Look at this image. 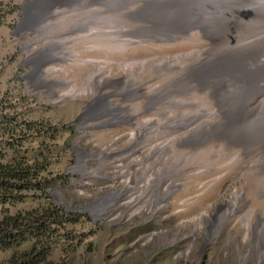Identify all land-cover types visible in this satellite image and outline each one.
Segmentation results:
<instances>
[{
  "label": "rangeland",
  "instance_id": "374dc122",
  "mask_svg": "<svg viewBox=\"0 0 264 264\" xmlns=\"http://www.w3.org/2000/svg\"><path fill=\"white\" fill-rule=\"evenodd\" d=\"M88 1L56 0L37 16L43 23L23 25V7L29 0H0V94L27 92L33 98L30 118L65 130L61 143L66 147L57 148L50 170L67 175L68 184L56 187L50 197L57 207L81 218L67 229L74 237L84 236L81 242L58 240L50 260L264 264V238L259 235L264 224V171L253 164L264 166V158L211 136L222 135L214 126L225 128V105L233 95H226L220 109L212 99L222 96L212 93V84L202 88L196 81H183L192 55L213 44L212 27L202 22L207 3L177 2L178 9L170 15L163 3L139 1L133 8L149 10L148 21L130 20L129 29L114 21L85 28L84 11L72 10ZM95 1L92 9H106L104 0ZM152 16L159 18L154 25ZM166 16L170 18L162 22ZM123 27L128 33L118 31ZM168 28L191 29L169 38ZM107 30L115 33L106 35ZM49 38L59 42L50 44ZM59 48V56L52 57ZM33 61L38 77L29 74ZM102 78L108 82L104 87L98 83ZM97 105L100 109L92 113ZM119 107L135 115L129 125L109 122L93 128L94 119L114 108L118 117ZM84 112L82 125L87 120L90 127L80 126ZM261 114L254 122L237 116L235 135L251 131L264 136ZM137 128L145 130L136 132L138 140ZM32 206L26 203L9 211ZM2 210L0 205V218ZM9 253L1 252L0 261Z\"/></svg>",
  "mask_w": 264,
  "mask_h": 264
},
{
  "label": "bare ground",
  "instance_id": "6f19581e",
  "mask_svg": "<svg viewBox=\"0 0 264 264\" xmlns=\"http://www.w3.org/2000/svg\"><path fill=\"white\" fill-rule=\"evenodd\" d=\"M139 1L147 5L163 3L168 12L173 10L174 7H178L176 5L177 2L182 4L188 0H153L152 3L147 0H104L102 5L106 9L100 11L92 9L96 1L89 0L88 2L81 3V7L74 8L72 11H84L83 13L86 16L83 18L82 24L84 27L86 26L85 28L89 24L98 23V21L100 23H112L114 21L119 25L123 24L126 26L130 20H134L133 22H136L135 24H143L148 21L147 16L149 10L145 11V7H136L134 9L132 4ZM191 2L201 5L205 2L207 3V10H205L206 12L202 17V22L212 27L214 34L211 42L213 44L207 48L197 50L192 55L193 63L189 68L187 78H183V81H196L202 88L209 87V84H212V93H218L222 96L220 100L217 97L212 99L214 104L217 107L219 106L220 109H223L221 106L223 107L225 105L226 95H233L234 100L225 105V108L229 111L228 122L225 128H220V125L216 123V126H214L215 131L221 132L222 135L214 134L211 136L224 140L228 144L239 145L245 151L251 153L256 152L257 157L264 158V136L257 137L255 135L256 133L251 131L246 132L241 137L236 136L234 133L237 116L245 117L246 120L254 122L264 112V0H191ZM201 8L203 9L204 5ZM108 12L110 13L109 15ZM170 13L174 15V11H170L168 14ZM169 18L168 16L162 17L161 21L165 22ZM156 20H159V18L153 17L150 23L154 25ZM128 27H123L118 31L128 33L129 29H132L130 27L128 29ZM132 27L134 28V26ZM190 29L168 28L166 37L170 38L179 35L182 37V34H188ZM91 33L94 35L95 32L92 31ZM105 33L106 35H112L115 32L107 30ZM54 37L55 35L52 38ZM52 38H49L51 40L50 44L59 42H56ZM63 45L61 43L58 47H62ZM61 49L59 48L52 57H58ZM70 61H73V59H70ZM168 65L178 71L174 62H168ZM95 77L97 76L92 75L91 79ZM98 83L100 87H104L108 82L102 78L98 80ZM191 88L197 89V86H192ZM253 164L257 167L258 171H264V166L260 165L259 162L255 161ZM224 210L227 211L228 209L224 207ZM232 211L233 208L229 212ZM224 219L225 217H220L222 223L225 222ZM258 221L260 222L261 220ZM259 235L264 238V224ZM262 253H264V244L262 245Z\"/></svg>",
  "mask_w": 264,
  "mask_h": 264
},
{
  "label": "trees",
  "instance_id": "16d2710c",
  "mask_svg": "<svg viewBox=\"0 0 264 264\" xmlns=\"http://www.w3.org/2000/svg\"><path fill=\"white\" fill-rule=\"evenodd\" d=\"M31 99L27 92L0 94V253L10 252L0 264H55L50 256L58 240L81 242L84 236L67 229L81 218L50 197L68 184L67 175L50 170L57 148L66 147L65 130L31 119ZM26 203L33 206L9 211Z\"/></svg>",
  "mask_w": 264,
  "mask_h": 264
},
{
  "label": "clouds",
  "instance_id": "9594fccd",
  "mask_svg": "<svg viewBox=\"0 0 264 264\" xmlns=\"http://www.w3.org/2000/svg\"><path fill=\"white\" fill-rule=\"evenodd\" d=\"M38 24L37 25H39L40 23H43V21L42 22H37ZM38 73L39 72H37V76L36 77H38ZM40 79V78H39ZM106 102H108V100L106 101ZM98 106V105H97ZM97 106H95V108L96 109H94V108H92V113H96V112H98L97 111V109H100L99 108V106L97 107ZM119 106V105H118ZM119 109H120V111H119V113H118V117H116V109L114 108L113 110H112V113L111 112H107V113H103L102 115L103 116H101V117H99L98 119L96 118V119H94V120H96L95 121V124H94V126H93V128H101V127H103V126H107V123H109V122H115V124L117 123L118 125H124L125 124V121L127 122V125H129L130 124V121H131V119L132 118H135V115H133L132 114V112H131V110L129 109V108H127V107H119ZM88 109H86L85 111H87ZM91 111H90V114H92L91 113ZM122 111H124L125 113L124 114H122ZM86 112H84V114H83V116H82V121H81V123H80V126H84V127H90L91 126V124H86V122H87V120L85 121V125H82V123H83V119H85V116L87 117V115L85 114ZM105 114V115H104ZM110 116V118L108 119L107 117H109ZM116 118H121V119H117L116 121H115V119ZM120 121V122H119ZM131 127V126H130ZM129 127V128H130ZM138 131H141V132H143V131H145L144 129L143 130H140V128H137L135 131H134V136H135V139L136 140H138L139 139V137L136 135V132H138ZM142 134V133H141ZM140 134V135H141ZM139 135V136H140ZM80 152H82V150L80 151ZM112 194H114V193H111V194H107V195H105V196H108V195H112ZM121 194V193H120ZM105 196H103V197H105ZM100 200V199H99ZM98 201V200H97ZM97 201H95V202H97ZM94 202V203H95ZM114 202V201H113ZM112 202V203H113ZM93 203V204H94Z\"/></svg>",
  "mask_w": 264,
  "mask_h": 264
},
{
  "label": "water",
  "instance_id": "95a60500",
  "mask_svg": "<svg viewBox=\"0 0 264 264\" xmlns=\"http://www.w3.org/2000/svg\"><path fill=\"white\" fill-rule=\"evenodd\" d=\"M56 0H29L28 4L23 7L24 10V20L22 22L23 25L29 24H38L37 16L43 15L47 12V8L49 5L55 3ZM29 74L33 77L37 76V69L35 67V62L33 61V68L30 70Z\"/></svg>",
  "mask_w": 264,
  "mask_h": 264
}]
</instances>
